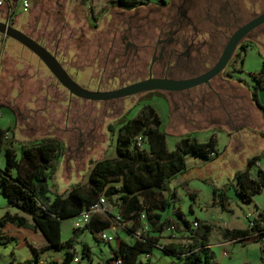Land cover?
I'll return each mask as SVG.
<instances>
[{
  "label": "rangeland",
  "instance_id": "rangeland-1",
  "mask_svg": "<svg viewBox=\"0 0 264 264\" xmlns=\"http://www.w3.org/2000/svg\"><path fill=\"white\" fill-rule=\"evenodd\" d=\"M31 1L36 8L41 7L49 11L51 9L54 12L57 11L55 16H60V14L86 16V21L90 25L93 22L90 13H95L101 7L97 12L98 16L101 13L100 11H104L109 6V0ZM75 7L78 9H75ZM28 15V20H31V16L34 15L32 10ZM2 16H5L4 7H0V17ZM89 24L86 23V28L84 25L83 29L78 30L75 26H79L80 21L78 19L77 22V19H75L71 24L74 28L71 30L76 34L85 31V29L92 31V28L88 26ZM263 60L264 50L256 45L249 44L242 54V60L235 62V67L238 68L232 72V78L240 79L243 86L248 85L252 91L254 89L258 92L264 91V88L256 84L253 77L260 72ZM87 71L85 70V73ZM24 72L28 75L21 76ZM81 78V75L77 76V83H82ZM47 83L50 84L47 85ZM52 84L56 85L54 77L32 52L10 37L0 38V128L8 131V139L5 143L7 141L11 142L10 145H13L15 150L19 151L20 142L25 141L26 145H35L42 138H56L62 146L60 149L61 156L55 173L51 174L47 180V185L57 193L65 194L68 188L76 182L85 184L89 165L92 162L102 158L115 157L113 148L115 130L108 127L116 128L119 123L132 117L143 105L151 106L158 114L160 119L159 128L166 132L165 142L168 150L174 148L175 142L180 136L191 133L198 141H202L208 139L210 133L207 130L193 129L203 122V118L197 116L201 120L198 121L199 123L195 122L197 125L194 123L195 107L200 103L195 102L193 106L187 105L185 107L180 104L176 107L175 101L157 93H148L139 98L137 97L138 100L131 107L129 106L132 102L127 101L128 103L123 106L121 111L114 113L99 108L98 103L88 101H85L84 104L76 103L71 106L66 116L61 105L50 98L44 100V95L52 91ZM233 90V86L230 85L219 91H224V96L230 97L234 93ZM230 99L224 101L225 106L226 102L230 103ZM2 102L8 106L2 105ZM209 102L214 106L213 99H210ZM263 119L264 110L260 113V110L256 112L251 109L246 123L233 130L230 136L220 130L216 132L215 129L217 158L207 162L199 156L191 153L187 154L185 156V168L176 173L167 183L168 189H176L178 200L175 205L179 207L188 221L199 219L212 225L208 236V243L211 245L209 250L212 253L213 260L218 264H241V255L238 256L236 251L230 259L221 254L222 250L229 254L230 251L229 247L218 245L221 240L219 235L221 228H227L232 224L242 226L246 212L254 210L252 206L248 205L249 202H242L236 194L234 175L237 171L247 168L249 175L256 178V168L247 166L248 160L255 155L259 156L260 165L264 168ZM182 182L183 184L178 185ZM190 190L193 192L192 197L187 194V191ZM213 192L216 201L224 194L226 209H222L218 202L212 204ZM261 194L256 198V201L264 206V192ZM1 199H3L2 196H0V215L3 213ZM158 201L159 199L151 203L156 209H160ZM108 204L111 215L119 214L112 203L108 202ZM161 213L163 217L181 224L180 220L175 215H171L169 210L161 211ZM106 216L111 221V218L108 215ZM72 220L73 217H70L61 221L60 233L62 238H67L70 233ZM118 222H125L127 227H131L121 217ZM140 230V228L137 229V231ZM12 234L16 243L13 245V251L16 258L21 259L26 255L27 250L24 246L19 247L21 242L19 233L13 232ZM131 236L133 237L132 234ZM168 236H170V230L166 229L162 232L161 237L167 238ZM183 236L184 233L176 235L177 240L183 241ZM78 240L89 245L94 255L91 261L83 257L80 258L79 262L73 260L71 264H107L105 256L108 253V247L113 245L115 241L106 244L95 241L85 230L79 234ZM80 247V243L74 246L77 256L80 255ZM238 247V244H235V248ZM8 250L9 248L4 249L0 245V257L7 255ZM159 256V252L153 250L152 264H165L169 258V256L162 255L160 258ZM172 257L175 262L170 264H184L175 256ZM252 262L257 264L255 261ZM0 263H2L1 259Z\"/></svg>",
  "mask_w": 264,
  "mask_h": 264
},
{
  "label": "trees",
  "instance_id": "trees-1",
  "mask_svg": "<svg viewBox=\"0 0 264 264\" xmlns=\"http://www.w3.org/2000/svg\"><path fill=\"white\" fill-rule=\"evenodd\" d=\"M125 8L139 4L140 0H118ZM264 74V60L260 72L253 76L256 84L264 88L262 75ZM251 100L256 108L264 110V103L256 99L255 91L250 92ZM160 120L154 109L149 105L141 106L130 118L122 121L115 130V157L102 158L89 165L87 182H76L65 194L57 193L47 185L50 175L55 173L61 156V144L56 138L44 139L35 145H20L18 154L15 153L9 141L3 139L6 131L0 128V155L4 163L0 168L1 193L8 203L23 215L10 214L5 211L0 216V244L7 243L11 237L2 234L1 228L7 222L21 227L30 226L40 232L45 238L42 243L26 241V247L32 258L17 264H71L75 255L74 246L80 243L81 254L88 258V246L78 240L83 229H88L92 237L108 226L109 222H102L97 228L90 227V219L81 228H73L70 237L61 240L60 220L70 218L81 210L95 203L100 195L112 203L123 220H130L131 227L126 231L133 235L130 242L119 241L118 246L110 248V253L120 259V264H150L148 260L142 262L140 254H149L157 246L168 255L175 256L184 264H218L213 260L208 248V236L212 225L204 220L188 221L175 205L178 200L176 189L167 191V183L172 177L185 168V156L193 154L202 159L217 158L216 139L210 135L206 141H198L190 134L181 136L172 150H168L165 142L164 130L159 128ZM140 136L141 146L134 142ZM3 144H6L3 146ZM258 159L252 156L247 166H251ZM257 177L249 175L248 169L237 171L234 175V189L242 202H251L254 195L263 190L264 173L257 170ZM165 192L166 195H163ZM192 197V195H189ZM213 192L212 203H220L226 209L225 196L222 194L218 201ZM159 199L160 209L151 203ZM169 210L181 224L162 216L161 211ZM143 215V217H141ZM30 219V223L27 218ZM147 225L138 237L134 232ZM176 233H184L181 242L159 244L162 232L169 226ZM264 228V213H258V220L248 228H223L220 236L223 239L242 240L258 229ZM148 231V232H147ZM171 237V236H170ZM63 250L60 260L40 262V254L49 249Z\"/></svg>",
  "mask_w": 264,
  "mask_h": 264
},
{
  "label": "flooded vegetation",
  "instance_id": "flooded-vegetation-1",
  "mask_svg": "<svg viewBox=\"0 0 264 264\" xmlns=\"http://www.w3.org/2000/svg\"><path fill=\"white\" fill-rule=\"evenodd\" d=\"M140 1L125 8L118 0H109L108 8L98 16L101 7L90 13L92 25L86 21V16H55L57 11L36 8L33 3L19 16L17 24L6 16L0 17V21L15 26L49 50L76 83L77 76L81 75L82 83H77L81 87L98 91L117 89L147 78L180 80L202 75L217 62L229 38L239 28L251 24L221 72L187 89L88 100L69 93L54 78L56 85L52 84V91L44 95V100L50 98L61 105L66 116L71 106L85 101L98 103L99 108L112 113L118 112L129 101L131 107L148 93L172 99L176 107L193 106L195 102L202 104L207 99L214 100V96L224 103L228 96L219 90L229 87L232 80L242 84L240 79L232 78V72L238 68L235 62L242 60L247 46L252 44L264 50V21L256 22L264 13V0ZM31 10L34 15L28 20ZM75 19L80 21L75 28L83 29L87 23L92 31L74 33L71 24ZM0 38L6 36L0 34ZM2 105L8 106L4 102Z\"/></svg>",
  "mask_w": 264,
  "mask_h": 264
},
{
  "label": "crops",
  "instance_id": "crops-1",
  "mask_svg": "<svg viewBox=\"0 0 264 264\" xmlns=\"http://www.w3.org/2000/svg\"><path fill=\"white\" fill-rule=\"evenodd\" d=\"M31 2L32 1L29 0L30 4H31ZM22 13H24V12H20L18 7L15 8L14 14L12 16V19L15 20V24L18 23L19 16L23 15ZM229 83L234 87V90H235L234 93H236V95H231L230 97L228 96L226 98V100H228L229 98L232 99V100L230 99V103L226 102V106H225L224 103H222V101H220L216 96H214V102H215L214 106L211 105L212 104L211 102H209L210 99H207L202 104H199V106L195 107L196 109H195L194 123L200 122L199 120H201V119H199V117L203 118L202 119L203 122L201 121L202 122L201 125L197 126L196 128H193V129L207 130L208 132H210L208 137L210 135L216 136L217 130H220V131H222V133H225L227 136H230L232 134L233 130L237 129L239 126L246 123L247 118L250 116L251 109H254L256 112H259V110L255 107V105H253V101L251 100V97H250V92L252 90L249 88L248 85L243 86V83L241 84L240 82H237L234 80L229 81ZM254 91L256 93L257 101L260 104H263L264 103V91L258 92L255 89H254ZM260 113H261V111H260ZM197 116H199V117H197ZM197 118H198V120H197ZM215 129H216V132L214 131ZM188 134L195 137L191 133H188ZM11 135L13 136V133ZM206 140H207V138H206ZM206 140H202V141H206ZM230 144H232V142H230ZM4 145H6V144H3V146ZM20 145H26L25 141L20 142ZM20 145H19V148H20ZM11 147L14 149L15 153L18 154V151L15 150L13 145H11ZM113 148H114V145H113ZM255 156H257V155H255ZM203 160H205L207 162L211 161L209 159H203ZM3 163H4L3 157H2V155H0V168L3 167ZM251 166H254L256 168V171L259 169L264 173V168L260 165V162H259V156H258L257 161L254 164H252ZM180 184H183V182L179 183L178 185H180ZM167 191H170V189H167ZM262 192H264V189L259 194L254 195L252 197V201L249 202L248 205L252 206L254 208V210L252 209L251 211L246 212V214L244 213L245 214V221H243V223H242L243 225L242 226H235L232 224L231 226H229L227 228H248V227H250L251 223L253 224L254 222H256L258 220V213L259 212L264 213V206L259 204L256 201L257 200L256 198L258 196L262 195L261 194ZM166 193L167 192H165L163 195H166ZM187 194H188V196L189 195L193 196V192L191 190L187 191ZM0 196H2V198H3V199H1L2 200L1 201V204H2L1 208L3 210V213L5 211H7L10 214L23 215L21 212H19L16 208L12 207L8 203L5 196L1 193V185H0ZM65 219H69V218H65ZM65 219H62V220H65ZM27 220L29 223L31 222L29 218H27ZM62 220H60V225H61ZM107 221L109 222V224H108V226L103 228V230L105 232H107L108 234L114 235V241H115L113 245L108 244L109 245L108 253L105 256L106 263L110 264V262H109L110 250L109 249L117 247L119 241H121V240L126 241V242H130L133 240V237L126 231L125 222H123V223L111 222V221H109L108 217L102 213H94L92 215V217L90 219V227L95 229L102 222H107ZM126 222H128V224H131L130 220L129 221L126 220ZM72 229H73L72 226H70V233L68 234L67 238L71 236ZM221 229H223V228H221ZM84 230H85V232H87L92 237V235L90 234V232L87 228L83 229V231ZM1 232H2V234L10 236L11 239L5 244H0L3 246L4 249L9 248L8 254L2 255V257H0L1 262H2L0 264H17L20 262H25L27 260H30L32 258V254L29 252L28 248L26 247V241H29L31 243H42L45 240V238L43 237V235L40 232L32 229L30 226H27V227L15 226L9 222H7L3 225V227L1 228ZM13 232L19 233V240H21V242L19 243V247L24 246L27 250L26 255L21 259L16 258L15 252L13 251V248H14L13 245L16 244L14 241V239H15L14 235L12 234ZM179 234H180V232L176 233L177 236ZM60 238H61V240L66 239V238L61 237V233H60ZM92 238L95 241L103 242L100 239H98L97 234H96V238H94V237H92ZM220 238H221V236H220ZM181 241L182 240H177V237L176 238H171L170 236H168L167 238L160 237L159 244L161 245V244H166L169 242H181ZM104 243L106 244V242H104ZM235 244H238L239 247L235 248ZM218 245L229 247L230 254L227 252V255H225L228 257V259H230L231 256L234 255V252L236 251L238 253L237 254L238 256L241 255L240 256L241 264H254L252 261H255L257 264H264V252L261 251L258 242L252 236L244 237L240 241L237 239H223V238H221V240L218 242ZM87 246L89 248L88 258L87 257H85V258L88 261H91L92 256L94 254L91 250V247L89 245H87ZM207 246L210 249L211 245L209 243ZM153 250H157L159 252V254H160L159 258L162 255L169 256V258H168L167 262H165V264H170L172 262H175L171 255L165 254L161 250V246H157V247L153 248L149 254H140L139 259L142 262L148 260V262L150 264H152L151 258L153 255ZM221 254H222V252H221ZM62 256H63V250H55V249L49 248L40 254L39 260H40V262H46L48 260H60L62 258ZM80 258H83L82 254H81V249H80V255L77 256L75 254L73 257V260H76V262H79Z\"/></svg>",
  "mask_w": 264,
  "mask_h": 264
},
{
  "label": "water",
  "instance_id": "water-1",
  "mask_svg": "<svg viewBox=\"0 0 264 264\" xmlns=\"http://www.w3.org/2000/svg\"><path fill=\"white\" fill-rule=\"evenodd\" d=\"M262 21H264V13L258 16L256 22ZM250 27L251 24H248L239 28L226 42L217 62L202 75L180 80L169 78H147L145 80L133 82L123 87L108 91L89 90L81 87L68 76L59 62L56 60L55 56L49 50L15 26L0 21V34L2 36L14 39L30 52H32L41 61L50 74L56 79V81L65 87L69 93L88 100H107L146 91H177L196 86L202 82H206L209 78L221 72L229 60L237 43Z\"/></svg>",
  "mask_w": 264,
  "mask_h": 264
},
{
  "label": "built area",
  "instance_id": "built-area-1",
  "mask_svg": "<svg viewBox=\"0 0 264 264\" xmlns=\"http://www.w3.org/2000/svg\"><path fill=\"white\" fill-rule=\"evenodd\" d=\"M0 7H4L5 9V16L7 20H12V16L14 14L15 8L18 7L20 12H26L29 7V0H0ZM262 80H264V74L262 75ZM0 118H1V112H0ZM3 139H8V131H5L3 133ZM135 144L137 146H141V138L140 136H136L134 140ZM263 189H264V178L262 183ZM109 209V204L106 198L103 195H100L97 199V201L93 204H91L88 208L81 210L78 214L73 216L72 220V228H81L86 223H88L90 217L94 213H102L106 214L111 218V222H118L120 220L119 214L111 215ZM143 217V215H141ZM252 223L250 224V226ZM192 227L196 226V221H193L191 224ZM147 229V225L143 223L142 229L140 231H135L134 236L138 237L141 231H145ZM168 229L170 230V236L171 238L174 237V228L173 226H169ZM249 236H252L256 239L258 242L261 251L264 252V228L258 229L251 233ZM98 239H100L103 242L110 243L114 241V235L108 234L103 229L100 230L97 233ZM222 255H227V252L225 250L222 251ZM109 262L110 264H120V259L118 257H114L111 253L109 256Z\"/></svg>",
  "mask_w": 264,
  "mask_h": 264
}]
</instances>
